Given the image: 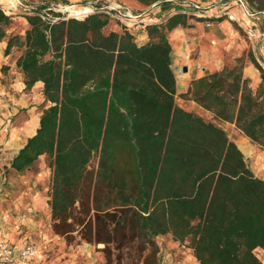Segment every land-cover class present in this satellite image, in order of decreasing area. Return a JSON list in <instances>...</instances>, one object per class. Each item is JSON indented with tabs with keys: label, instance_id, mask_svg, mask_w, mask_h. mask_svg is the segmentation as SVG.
<instances>
[{
	"label": "trees",
	"instance_id": "trees-1",
	"mask_svg": "<svg viewBox=\"0 0 264 264\" xmlns=\"http://www.w3.org/2000/svg\"><path fill=\"white\" fill-rule=\"evenodd\" d=\"M37 1L22 15V35L6 34L15 16L0 8V40L5 54L20 50L23 89L42 84L38 125L8 170L47 159L51 232L69 244L102 243L104 264H161L164 234L199 264H264L256 253L264 252V179L222 127L175 102L168 34L190 18L146 24L138 43L99 4L81 19L48 23L38 13L50 0ZM247 1L264 11V0ZM247 55L259 71L255 88L240 56L192 79L183 96L264 148V69Z\"/></svg>",
	"mask_w": 264,
	"mask_h": 264
},
{
	"label": "crops",
	"instance_id": "crops-1",
	"mask_svg": "<svg viewBox=\"0 0 264 264\" xmlns=\"http://www.w3.org/2000/svg\"><path fill=\"white\" fill-rule=\"evenodd\" d=\"M25 1L30 2L29 0ZM111 1L120 2L131 12L144 13L152 21L163 17L168 8H162L159 4L144 6L136 0ZM193 1L203 6L208 15H214L217 11L228 7L245 24L255 27L264 25V11L255 21L248 18L243 10L232 2ZM1 2L3 0H0ZM225 3L227 5H222ZM16 18L23 19L27 24L22 15L13 19ZM108 28L120 30V25L118 21L111 20ZM233 28L234 32H231ZM12 30L13 28L7 29V35L11 34ZM131 33L138 43L147 39L144 27L131 30ZM168 40L171 46V68L176 79L175 102L184 109L186 107L177 103V98L180 93L186 91L192 79L220 70L237 57H243V73L249 78L250 86L255 88L260 81L259 71L247 55L251 53L260 64L253 54L250 41L235 22L228 20L225 16L214 20L210 26H206L202 21L189 19L186 26H178L169 32ZM5 45L6 38L0 40V214L6 210L19 211L27 204H32L35 209L34 213L29 215L26 220L11 223V241L16 247L27 241L38 242L39 253L29 264H102L101 256L89 246L77 245L72 248V246L66 245L62 236H57L49 230V179L45 188L37 186V181L42 179V172L33 176L34 179L32 177L27 186L17 185V188H14L13 183L20 184L27 175L15 171L9 173L10 160L26 139L34 133L41 114L39 111L38 117L34 120L21 115L19 110L23 107H26L28 111L35 108V104L41 103L42 98L32 99L31 93L34 89L29 91L23 89V76L15 65L20 50L14 52L12 48L9 53L5 54ZM259 56L262 62L260 66L264 69V47L259 51ZM41 86L40 82L35 84L36 89H40ZM190 101L192 108L188 109L189 111L194 108L200 116L203 113H208L213 117L212 113L193 100ZM212 120L226 131L229 139L241 150L254 175L264 179V148L253 143L233 122L215 118ZM36 162L38 166L44 164V156L39 157ZM170 242L165 248L162 264H199L194 258L191 248H186L172 240Z\"/></svg>",
	"mask_w": 264,
	"mask_h": 264
},
{
	"label": "built area",
	"instance_id": "built-area-1",
	"mask_svg": "<svg viewBox=\"0 0 264 264\" xmlns=\"http://www.w3.org/2000/svg\"><path fill=\"white\" fill-rule=\"evenodd\" d=\"M4 0L0 3V8L10 15H24L32 13L31 8L38 3L37 0ZM218 3L225 1L232 2L241 8L244 14L251 20H258L259 14L263 11L257 10L247 0H217ZM95 2L85 1L68 3L60 0H50L44 9L38 14L48 23H53L58 19L77 18L81 19L93 12ZM157 5V4H152ZM227 5V3L222 4ZM99 11H103L121 23L125 24L130 30L143 27L146 24L160 22L172 14L181 13L190 19L202 21L206 26H210L214 20L225 16L228 20L235 22L241 29L246 38L250 41L253 54L262 64L259 51L264 47V25L255 27L247 25L228 7L219 10L214 15H208L205 8L193 0H173L168 6L165 15L157 21H152L144 13H134L126 9L120 2L103 0L99 6ZM213 17L214 20L209 19ZM234 32V28L231 30ZM26 181L23 180V183ZM35 211L32 204H27L19 211L13 212L6 210L0 214V263L2 264H29V262L39 253V244L36 241H27L21 246L16 247L11 241V223L26 220ZM41 233V232H40Z\"/></svg>",
	"mask_w": 264,
	"mask_h": 264
},
{
	"label": "rangeland",
	"instance_id": "rangeland-1",
	"mask_svg": "<svg viewBox=\"0 0 264 264\" xmlns=\"http://www.w3.org/2000/svg\"><path fill=\"white\" fill-rule=\"evenodd\" d=\"M60 1H66L68 3L92 1V2H95V4H97V5L98 4L101 5L103 3V0H60ZM16 16H18V15H16ZM10 28H13L12 33H17V34L22 35L24 33L25 29L27 28V24L25 23V21L23 19L16 18V19H13L11 21V23L7 26V29H10ZM16 50H19V49H16L15 47H13V51L15 52ZM234 60L232 62L228 63L227 65H232L234 63ZM31 89H34L33 92L31 93L32 94L31 95L32 99L38 100V98H42V102H43V97L41 95V88L40 89H36L35 85H34ZM29 90H25V91H29ZM42 102L39 103V104H35L36 107L33 108V109H30L29 111L27 110L26 107L21 108L19 110L20 114L24 115V116H26V117H28L30 119L32 118V119L35 120L38 117L39 111H41L42 108H43ZM177 103H180L181 105L186 107L187 110L192 108L191 107L192 103H191L190 99H188L185 96H183V93H180L178 95ZM191 111L195 112L196 109L194 110V108H193V110H191ZM195 113H197V112H195ZM201 116L203 118H205L206 120H212L214 118V117H211L210 114H208V113H205V114L203 113V115H201ZM91 167H95V162H92ZM10 172H12V171L9 170V173ZM39 172H42L41 173L42 179L40 181H37V186L39 188H45L47 186L48 179H49V174H50V171L48 170L47 159L45 157H44V164H42L41 166H38L37 162H35L33 164V166L30 169H28V171L26 169L23 173L25 175H27V176L21 180L20 184L14 182L13 183L14 184V188H17V185H19V186H27L28 183L32 180V177L35 176ZM33 179H34V177H33ZM23 180H25L26 182L23 183ZM49 230L51 231L50 222H49ZM62 237H63L62 240L66 242V245L67 246H72V248H75L77 245H87V246H89L90 248H92L94 250V252L96 254L98 253L99 256H101L102 264H104V257H103V253L101 251V249L103 248L104 245L102 243L89 244V243H86V242H80V243L77 244L76 242H77L78 238L74 237L71 240V243L69 244V243H67V239L64 236H62ZM171 240L174 242V240L171 238L170 234L159 235V236L156 237V241H157V244L159 246V256H160L161 264H162V257L164 256L165 248L168 246L169 243H171L170 242ZM175 243H178V242L175 241ZM181 245H184L186 248H189L186 245V243H183ZM256 253H257L258 257L264 262V252L262 250H257ZM79 255H80V253H79Z\"/></svg>",
	"mask_w": 264,
	"mask_h": 264
}]
</instances>
